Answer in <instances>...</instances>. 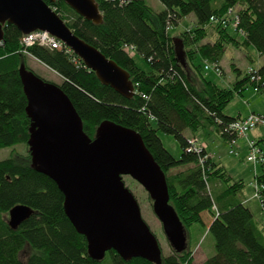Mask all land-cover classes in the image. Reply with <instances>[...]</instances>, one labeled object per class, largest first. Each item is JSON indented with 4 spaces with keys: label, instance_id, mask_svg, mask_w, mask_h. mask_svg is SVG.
<instances>
[{
    "label": "trees",
    "instance_id": "trees-1",
    "mask_svg": "<svg viewBox=\"0 0 264 264\" xmlns=\"http://www.w3.org/2000/svg\"><path fill=\"white\" fill-rule=\"evenodd\" d=\"M45 1L75 34L130 74L135 95L127 99L103 85L71 52L37 44L24 48V35L16 26L7 25L0 43V149L20 144L29 147L32 120L26 112L28 100L20 68L25 64L31 70L28 59L32 57L62 78L58 86L70 98L90 138L106 121L142 136L166 175L170 204L182 224L186 229L203 225L214 238L216 254L202 264H264V226L245 204L244 181H235L205 146L200 152L189 151L192 137L186 135L188 131L195 135L215 129L230 144L237 138L230 128L242 118L225 114L234 94L242 95L248 86L264 94V64L255 68L259 83L252 82L246 73L229 88L219 87L203 73L205 61L220 65L228 46L254 47L264 59V0H222L220 4L217 0H158L163 7L160 12L147 0H95L102 24L84 19L63 0ZM237 8L242 42L228 28L210 25L211 17ZM192 15L194 29L181 35L185 52L182 65L175 44L178 39L171 37L167 27L178 26ZM210 28H216L217 38L205 43ZM134 55L146 62L148 71L138 66ZM198 59L201 64H196ZM159 132L174 136L180 143L179 159L165 148ZM255 177L264 186V163ZM261 201L264 212V190ZM64 203L56 183L32 167L30 151L25 158L0 161V264H154L141 258L125 261L115 251L108 252L102 261L91 258L87 240L67 217ZM17 206L34 212L13 230L8 218ZM162 264H194L192 252L174 251L163 257Z\"/></svg>",
    "mask_w": 264,
    "mask_h": 264
},
{
    "label": "water",
    "instance_id": "water-1",
    "mask_svg": "<svg viewBox=\"0 0 264 264\" xmlns=\"http://www.w3.org/2000/svg\"><path fill=\"white\" fill-rule=\"evenodd\" d=\"M63 1L84 19L103 23L95 0ZM7 25L16 26L23 35L46 32L49 40L71 49L103 85L124 98L134 97L130 74L75 34L45 0H0V43ZM175 44L185 65L184 46L180 40ZM20 78L28 100L26 112L32 120L28 142L32 167L53 180L63 193L66 215L86 238L89 256L102 261L108 252L115 251L125 261L141 258L162 264L160 244L143 220L135 196L126 188L124 176L132 177L148 192L175 252L186 251V229L170 204L166 175L142 136L106 121L92 139L60 86L40 78L25 64ZM33 212L27 206L15 207L9 213V226L17 230Z\"/></svg>",
    "mask_w": 264,
    "mask_h": 264
},
{
    "label": "rangeland",
    "instance_id": "rangeland-1",
    "mask_svg": "<svg viewBox=\"0 0 264 264\" xmlns=\"http://www.w3.org/2000/svg\"><path fill=\"white\" fill-rule=\"evenodd\" d=\"M147 2L156 11L160 12L162 10V5L158 0H147ZM221 2L222 0H217V4H220ZM235 10L236 11H233V15L230 16L231 21L234 19V16L238 14V8ZM194 18L195 17L193 15L184 17L180 21L179 25L173 27V29L169 32L171 37L176 38L181 42L182 33H184L185 31L191 32L194 29ZM232 29H234L233 24L229 26L228 30L233 32ZM209 30V35L208 38L205 39V43L214 42L217 35L216 28H210ZM236 36L240 38V42L243 41L242 36ZM179 45L181 44L178 42V46ZM248 54L253 57V61L247 58ZM237 55L241 56L240 61L238 60ZM133 57L140 68L145 71L149 70L146 62L141 57L137 55H134ZM259 60L260 57L254 47L245 48L239 45L231 46L226 49L223 58V66L226 73H224L223 71L222 75L216 74L214 70H212L213 68L207 71L204 65L203 73L208 80L213 81L219 87L229 88L234 86L238 79H242L245 77V74L250 70V68H248L247 72H244L248 65H252L253 67L257 68L260 65ZM201 63V59H198L196 61V64ZM234 65H237V67L243 71L242 76H239L238 72L234 70ZM28 66L37 76L44 79L45 81L54 83L56 85H60L62 83V78L58 74H56L54 71L50 70L40 62L36 61L32 57H29L28 59ZM232 77H234L235 80H233ZM248 103H250L248 106L249 108L246 106L248 105ZM252 112H255L256 114L264 117V94L261 92L256 93L253 86H248V89L244 92L243 97L239 96L238 94H234L232 102L225 109V114L229 116H238L239 113L248 115ZM154 127H156L155 124ZM259 132L264 136L263 126L251 132L250 135ZM198 135L200 137V142L197 140V147L202 148L203 146H206L214 161L225 167L235 181H244L245 189L242 193L245 197L251 198L250 208L252 209L256 219L260 221V223L264 226V212L262 201L260 198L256 197L257 190L254 188L255 184L257 183L254 167L258 169L260 164L254 165L248 163L246 161V156H241L240 158L238 148L240 144L234 146L238 155L231 154V150L233 149H231L229 142L225 140L219 133H217L215 129L201 130L199 131ZM159 136L165 148L176 159H179L182 154V149L180 143L175 139V137L164 134L162 132H159ZM193 138L197 139L195 136H192V138L190 139ZM251 142H254L255 144H257V146H259L256 141L248 140V143ZM260 145L261 146H259V148L263 149L264 152V142H261ZM27 154H29V147L23 144L0 149V161L6 160L11 157H17L19 159L25 158ZM123 181L126 188H128L133 193L136 200L138 201L141 208L143 220L147 223L152 233L156 236L162 250V256L167 257L172 255L175 250L172 248L171 244L168 241L162 223L154 213L153 202L148 192L143 188L141 184H139L130 176H124ZM211 216H213V213H211ZM205 220L206 222L209 221L206 218ZM186 238V250L188 249V251L192 252L194 264H202L207 259L213 257L216 254L214 238L211 234L208 233V228L204 227L203 225H194L191 228L186 229ZM27 252L29 254L32 253L31 250H27ZM29 254L25 253V255Z\"/></svg>",
    "mask_w": 264,
    "mask_h": 264
},
{
    "label": "built area",
    "instance_id": "built-area-1",
    "mask_svg": "<svg viewBox=\"0 0 264 264\" xmlns=\"http://www.w3.org/2000/svg\"><path fill=\"white\" fill-rule=\"evenodd\" d=\"M233 11H236L235 9H230L228 10L226 13L219 15V16H213L210 19V25L211 26H219V27H223V28H228L231 24H233L234 29H232V34L234 36L238 35V36H242L244 37V33L239 30V23H240V18L239 15L237 14L236 16H234V19L231 21L230 20V16L233 15ZM173 29L172 25H169L167 27V32H170ZM21 44L24 46V48H28L31 47L35 44L40 45L42 47H47L50 48L52 50H59V51H65V53L69 54L70 52H72L71 49L53 41V40H49L47 37V33L46 32H34L28 35H24L22 40H21ZM127 49H129L130 51L134 52L135 49L132 47H127ZM204 67L205 69L208 71L209 69L214 70V72L216 74L222 75L223 74V70L221 68L220 65L218 64H211L208 61L204 62ZM256 73L257 70H255V68L251 67L248 74L251 76V81L252 82H256L259 83L260 78L256 77ZM254 90L256 93L260 92L259 88L254 87ZM264 127V117L256 114V113H252L246 117L240 118L238 120L235 121L234 124H232L230 131L232 132L233 135H235L238 139H242V138H247L249 133L252 132L253 130L259 128V127ZM235 141H232L230 143L231 146V154L234 155H238L237 151L235 149L234 146L237 145V139ZM197 140L198 139H191L189 140L190 144H191V149L189 151H196V152H200L201 148L197 147ZM248 156H247V162L254 164V165H259V164H263L264 163V152L262 149L259 148V146H257V144H255L254 142L248 143ZM254 188L257 190L256 192V197L261 199V192L262 190H264V186L260 185L258 183L255 184Z\"/></svg>",
    "mask_w": 264,
    "mask_h": 264
},
{
    "label": "crops",
    "instance_id": "crops-1",
    "mask_svg": "<svg viewBox=\"0 0 264 264\" xmlns=\"http://www.w3.org/2000/svg\"><path fill=\"white\" fill-rule=\"evenodd\" d=\"M163 8V7H162ZM194 21H195V18H194ZM217 38V35H216V37H215V39ZM240 39V38H239ZM240 41V40H239ZM228 47H231V46H228ZM227 47V48H228ZM226 48V49H227ZM249 48V47H248ZM259 55V54H258ZM238 56V60L240 61L241 60V56L240 55H237ZM259 57H260V55H259ZM247 58L248 59H250L251 61H253V57L250 55V54H248L247 55ZM259 66L257 67V68H259L261 65H263L264 64V59L262 58V57H260V60H259ZM220 66H221V68L223 69V71H224V73H226L225 72V70H224V66H223V60L221 61V63H220ZM236 68V71L238 72V73H242L243 74V71L242 70H240L238 67H237V65H234L233 66V68ZM251 67H253L252 65H248L247 67H246V69L244 70V72L246 73L247 72V69L248 68H251ZM255 68V67H254ZM232 79L233 80H235L234 79V77H232ZM237 80V79H236ZM248 89V87L246 88V90ZM239 96H244V93L242 94V95H239ZM249 104L250 103H248V105H246L247 107L249 106ZM249 108V107H248ZM252 113H255V112H252ZM251 113V114H252ZM239 115H241V117L243 118V117H246V116H248V115H250V114H248V115H243L242 113H239L238 114V116ZM231 117H237V116H231ZM260 128V127H259ZM258 129V128H257ZM256 130V129H255ZM255 130H253V131H255ZM252 131V132H253ZM251 133V132H250ZM250 133H249V135H248V138L247 139H245V138H243V139H239L238 140V142H237V145L238 144H240V146H238V148H239V156H240V158H241V156H246L247 157V155H248V148H249V146H248V140H253V141H256L258 144H259V146H261L260 144H261V142H264V136L259 132V133H253L252 135H250ZM199 132L197 133V134H195V135H192L189 131L186 133V135H187V137L188 138H190V137H192V136H195L197 139H198V141L200 142V137H199ZM228 143V142H227ZM205 148H206V146H205ZM207 149V148H206ZM263 150V149H262ZM207 151H208V149H207ZM208 153H209V151H208ZM209 155L211 156V154L209 153ZM212 157V156H211ZM247 161V160H246ZM252 167H253V165H252ZM254 171H255V173H257V171H258V169L256 168V167H254ZM255 176H256V174H255ZM244 199H245V204L250 208V201H251V198H247V197H245L244 196ZM251 209V208H250ZM252 210V209H251ZM253 212V211H252ZM254 214V213H253ZM255 216V215H254ZM255 219H256V217H255ZM256 221H258L257 219H256ZM258 222H260V221H258Z\"/></svg>",
    "mask_w": 264,
    "mask_h": 264
}]
</instances>
